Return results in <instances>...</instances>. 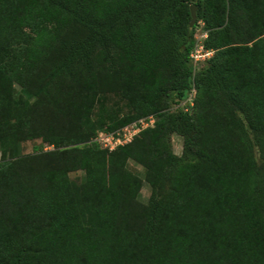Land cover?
Here are the masks:
<instances>
[{
  "label": "trees",
  "instance_id": "1",
  "mask_svg": "<svg viewBox=\"0 0 264 264\" xmlns=\"http://www.w3.org/2000/svg\"><path fill=\"white\" fill-rule=\"evenodd\" d=\"M191 4L213 50L195 77ZM192 85L196 116L168 111ZM111 94L135 113L93 125ZM149 114L155 125L112 151L92 140ZM36 138L0 160V260L264 264V0H0V147ZM127 159L145 169L147 203Z\"/></svg>",
  "mask_w": 264,
  "mask_h": 264
},
{
  "label": "rangeland",
  "instance_id": "2",
  "mask_svg": "<svg viewBox=\"0 0 264 264\" xmlns=\"http://www.w3.org/2000/svg\"><path fill=\"white\" fill-rule=\"evenodd\" d=\"M197 15V11H196ZM195 29H194V39L199 36V40L204 39L203 33L205 32L203 28V22L198 20L196 18V22L194 23ZM206 37V36H205ZM207 63L202 64V68L205 67ZM201 68V69H202ZM199 70H197L198 72ZM197 72L195 71L193 77L196 76ZM130 97H128V100L124 96H117L115 94L107 95V96H99L98 98L95 99V101L91 105V110H90V120L92 121L93 125H99L103 124V128H108L113 125V121H111V118L114 116L122 117L123 115H128V114H133L135 111H133L132 108H129V105L127 102L130 100ZM174 97L172 96L171 99L168 102V106H166V109L170 112H175V110L178 109H183L184 107L188 108V112L195 117L198 106L195 104V106H190L189 104L183 105V100L182 99L180 102H177L176 104H171L173 101ZM37 109L40 108L38 104H36ZM48 120H50L52 123H55L58 126H62L63 123L60 121L59 117L57 116L56 113H53L51 109H49L46 113ZM65 126V125H64ZM168 145L170 150L172 151L173 154L180 156L182 153V148H183V137L176 133V132H171L168 137H167ZM41 142L40 138L32 139V140H26V141H21L18 143L17 147L15 148L14 152H11L10 150H7L6 152L3 151V149L0 147V160L3 159L5 161H14L16 160L19 156L29 154L33 151V147L35 145H38ZM84 143H78L79 146L83 145ZM254 155L258 163H260L261 157L259 154V151L257 147H254ZM10 166V165H9ZM8 166V168H9ZM7 168V169H8ZM126 168L138 179H140V185L138 188V191L136 193V199L141 202V203H147L150 193H151V187L145 180V169L143 165H141L139 162L133 159H127L126 161ZM173 174V170H169L167 175L163 178L162 180V186L164 189L169 188V183H170V177ZM84 175V170L83 169H77L74 171H69L68 172V177L69 178H78ZM72 227H82L81 223L78 222L72 225ZM82 229V228H81ZM1 234H5L4 230H0V238H2ZM6 249L3 246V242L0 241V252L4 251ZM9 253V252H8ZM10 254V253H9ZM10 262L9 256L6 259L1 258L0 264H8Z\"/></svg>",
  "mask_w": 264,
  "mask_h": 264
},
{
  "label": "built area",
  "instance_id": "3",
  "mask_svg": "<svg viewBox=\"0 0 264 264\" xmlns=\"http://www.w3.org/2000/svg\"><path fill=\"white\" fill-rule=\"evenodd\" d=\"M203 35L205 38L206 32H204ZM198 38L199 36L195 38L193 48L189 53L193 72H195V70L198 69L200 65L209 59L213 54V50L205 49L202 39L199 40ZM195 94L196 90L194 85H192L187 93V96L183 100V105L189 104L190 106H193ZM183 110L187 111L188 108L184 107ZM155 120L156 118L154 114L142 116L119 128L113 130H100L92 138V140L96 142L101 148L112 151L119 146L131 142L133 138L142 130L153 127L155 125ZM46 148H52V146H47Z\"/></svg>",
  "mask_w": 264,
  "mask_h": 264
},
{
  "label": "water",
  "instance_id": "4",
  "mask_svg": "<svg viewBox=\"0 0 264 264\" xmlns=\"http://www.w3.org/2000/svg\"><path fill=\"white\" fill-rule=\"evenodd\" d=\"M196 11H197V5L196 4H191L190 5V21H189V26L192 27L194 23L196 22Z\"/></svg>",
  "mask_w": 264,
  "mask_h": 264
}]
</instances>
